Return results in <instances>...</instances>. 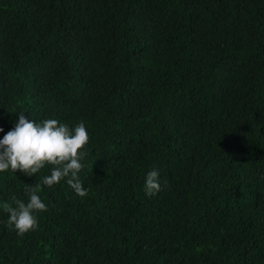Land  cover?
<instances>
[{"label":"trees","instance_id":"16d2710c","mask_svg":"<svg viewBox=\"0 0 264 264\" xmlns=\"http://www.w3.org/2000/svg\"><path fill=\"white\" fill-rule=\"evenodd\" d=\"M83 121L79 173L0 264H264V0H0V139L19 113ZM158 169L169 187L144 192Z\"/></svg>","mask_w":264,"mask_h":264},{"label":"clouds","instance_id":"9594fccd","mask_svg":"<svg viewBox=\"0 0 264 264\" xmlns=\"http://www.w3.org/2000/svg\"><path fill=\"white\" fill-rule=\"evenodd\" d=\"M18 113V122L0 139V173L11 170L32 177L45 167L50 168V174L39 183L24 184L26 199L13 195L11 202L2 204L7 213V227L23 237L38 229L36 213L48 210L38 194L43 186L51 188L66 181L79 197L88 195L79 173L84 168L82 161L89 155L86 146L90 135L83 121L69 127L55 118L37 122L28 119L23 111ZM0 132H4L2 127ZM168 187L167 180L161 183L158 169L147 173L143 186L147 196H155Z\"/></svg>","mask_w":264,"mask_h":264}]
</instances>
